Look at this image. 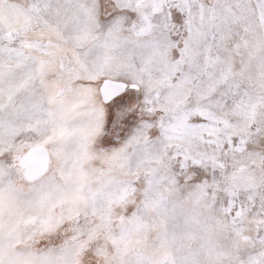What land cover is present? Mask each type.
Listing matches in <instances>:
<instances>
[{
    "label": "snow or ice",
    "instance_id": "1",
    "mask_svg": "<svg viewBox=\"0 0 264 264\" xmlns=\"http://www.w3.org/2000/svg\"><path fill=\"white\" fill-rule=\"evenodd\" d=\"M0 264H264V0H0Z\"/></svg>",
    "mask_w": 264,
    "mask_h": 264
}]
</instances>
